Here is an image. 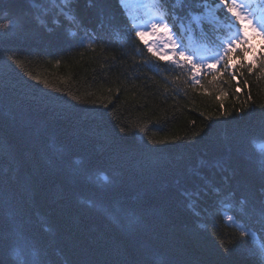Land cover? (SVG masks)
Wrapping results in <instances>:
<instances>
[{"label":"trees","instance_id":"trees-1","mask_svg":"<svg viewBox=\"0 0 264 264\" xmlns=\"http://www.w3.org/2000/svg\"><path fill=\"white\" fill-rule=\"evenodd\" d=\"M136 1L73 0L78 22L53 28L29 0H0L3 264H264V38L238 25L247 55L232 61L248 65L256 52L253 72H200L196 84L135 36ZM142 1L171 15L160 0ZM203 12L172 16L188 55V32H198L199 56L214 51L210 36L230 35L214 6ZM194 173L219 189L196 214L181 195ZM240 224L254 229L247 248Z\"/></svg>","mask_w":264,"mask_h":264},{"label":"snow or ice","instance_id":"snow-or-ice-1","mask_svg":"<svg viewBox=\"0 0 264 264\" xmlns=\"http://www.w3.org/2000/svg\"><path fill=\"white\" fill-rule=\"evenodd\" d=\"M98 0H89V6H95ZM45 3L53 5L56 15H51L47 7H43L37 10V5H44ZM121 5L123 0H120ZM160 4L171 13V15H161L160 17L154 18L151 22L143 26H134L135 36L142 38L143 32L140 30L141 27L148 28L153 34H156V29L158 26H162L165 29L164 33H159L160 39L145 42V47L149 53L155 55L153 48L149 44L155 45L157 52L170 51L172 55L167 58L164 55L159 56V61L164 62L173 68H178L183 72H191V79L199 84L200 80L197 76V73L204 72L208 75H212L214 72H221L223 69L224 74H229V69H235L236 72H239L240 68L247 67L249 73L253 72L255 65V60L258 57L256 52L252 53L253 60L245 65L243 63V58L237 60L236 62L232 61L233 54L240 56L247 55V52L244 48L238 47L237 40L241 44L246 43L245 39V30L243 27L238 25H243L244 20H249L254 26L261 29V34H264V16L258 18L254 17L253 13L247 11L249 4L247 0H160ZM214 6V11L217 16L223 18L226 29L230 35H213L209 39L213 45L214 51L211 55L208 56H199L196 52H193L192 55H188L185 50V45L180 38L181 33L176 30V24L172 22V16H175L176 19H181V17L191 18L192 14L202 13L205 7H208L210 10ZM28 11H35V15L42 16L45 20H48L49 25L53 28L61 26L63 23H67L69 27L75 25L78 22V17L73 9V0H29ZM25 10H21V14ZM51 15V19H49ZM63 18V19H62ZM183 22V21H181ZM11 25H5L4 27H10ZM223 31V30H221ZM131 34L132 29L128 30ZM75 36V33H71ZM171 45L170 49H166L165 45ZM260 66L264 69V47L261 49L259 54ZM197 60L200 61L198 66ZM19 63V61H16ZM220 65L221 67H217ZM239 65V67H238ZM235 75V72L231 73ZM215 79V77H214ZM211 83V81H210ZM78 99V98H77ZM236 112L239 114L240 109H236ZM223 115H228V113H223ZM125 129L121 128L120 132L123 133ZM260 169L262 173V181H264V159L260 161ZM219 192L218 188H214V185L208 175H200L194 173L193 176L189 179V183L181 187V195L186 200V206L189 208L193 214H196L197 206L200 204L202 199L205 196H208L213 191ZM262 192H264V187H262ZM240 203L244 206V210H247L249 201L247 197L243 198ZM255 207V205H252ZM104 211H110V209H102ZM233 213V214H229ZM259 220L264 222V198L259 202ZM224 220L230 224L236 222V215L234 209H226L224 211ZM239 228V236L243 241L241 245L242 248L249 247V237L254 229L245 224L237 225ZM228 252L232 249L227 250ZM259 251L261 252V259H264V246H261ZM0 264H3L0 261ZM11 264H37L35 260H29L27 257L23 259H17L11 262Z\"/></svg>","mask_w":264,"mask_h":264},{"label":"rangeland","instance_id":"rangeland-1","mask_svg":"<svg viewBox=\"0 0 264 264\" xmlns=\"http://www.w3.org/2000/svg\"><path fill=\"white\" fill-rule=\"evenodd\" d=\"M153 38H154V39H153L154 41L157 40L156 36H154V35H153Z\"/></svg>","mask_w":264,"mask_h":264}]
</instances>
